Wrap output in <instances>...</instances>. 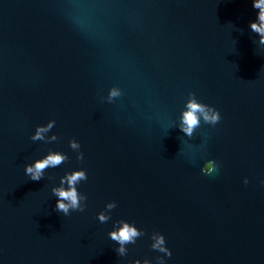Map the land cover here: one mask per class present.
<instances>
[{
    "label": "water",
    "instance_id": "95a60500",
    "mask_svg": "<svg viewBox=\"0 0 264 264\" xmlns=\"http://www.w3.org/2000/svg\"><path fill=\"white\" fill-rule=\"evenodd\" d=\"M255 3L0 0V264H264ZM193 99L221 119L198 115L189 135ZM53 151L66 159L30 180L25 166ZM81 169L86 208L65 216L51 189ZM120 220L135 243L110 238ZM159 233L171 257L152 248Z\"/></svg>",
    "mask_w": 264,
    "mask_h": 264
},
{
    "label": "clouds",
    "instance_id": "9594fccd",
    "mask_svg": "<svg viewBox=\"0 0 264 264\" xmlns=\"http://www.w3.org/2000/svg\"><path fill=\"white\" fill-rule=\"evenodd\" d=\"M254 8H260L261 14H260V20L264 22V0H258V3H255L253 5ZM251 27L261 33L262 35V42H264V27H257L256 24H252ZM111 96H116L118 93L113 90L110 94ZM194 95V94H193ZM188 111L184 113L183 116V125H186V127H182L181 131H183L186 134H191L192 130L198 126L199 119L198 115L202 116L204 121L207 123H210L211 125L217 124L220 119V113L218 110H216L214 107H211L209 105H206L204 103L198 102L197 100L193 99L189 104L187 105ZM54 123V122H53ZM52 127V124L50 123L47 128L39 127L35 131V135L31 136V139L33 141L37 140H43V133L48 131ZM53 140L56 139L54 136L52 138ZM70 147L72 149H80V144L75 139L70 140ZM84 154L82 152H79L77 155L78 160H83ZM66 159V156L58 154V152H52L49 153L46 158L44 159H37L33 163L27 164L25 166V173L29 176L30 180L32 181H39L44 177V171L47 168H55L62 164V162ZM217 171V167L215 163L211 160L207 161L203 168L202 172L204 174H212L213 172ZM87 175L86 171L81 170H73L72 174H65L64 178L60 179V184H67L69 186V190H64L63 187H54L51 189L53 195L57 198V202L55 205V210L63 213L65 216L70 214V211H80L83 212L86 208V204L83 205L80 204V199H83L84 201L87 200V197L84 196H78V193L76 191V185L79 184L81 180H86ZM244 183L247 184L248 180L245 179ZM116 202H110L107 204V208L109 210H112L116 207ZM99 220L101 222H104L107 220V217H105L103 214L99 215ZM117 223L122 224V228L117 232H112L110 235V238L114 241L119 242L121 245H123L125 242H133L135 243L134 238L141 235L140 232L136 230L135 227H130V223L120 220L117 221ZM166 241L165 237L159 233V237L156 240V243L152 245V248L154 250H158L160 252H163L165 256L171 257L172 253L171 251L165 246ZM123 248L121 247L119 249L120 253H123ZM147 264V262H145ZM160 264H165L164 260H160Z\"/></svg>",
    "mask_w": 264,
    "mask_h": 264
}]
</instances>
